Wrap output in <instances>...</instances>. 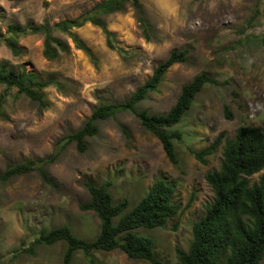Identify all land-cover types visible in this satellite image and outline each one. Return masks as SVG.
Returning a JSON list of instances; mask_svg holds the SVG:
<instances>
[{
    "label": "rangeland",
    "instance_id": "1",
    "mask_svg": "<svg viewBox=\"0 0 264 264\" xmlns=\"http://www.w3.org/2000/svg\"><path fill=\"white\" fill-rule=\"evenodd\" d=\"M99 1L0 0V34L13 23L52 26L90 10ZM140 3L156 33L151 41L144 38L130 3L104 17L115 34V49L108 47L103 30L91 23L72 30L88 51L77 49L66 33L54 31L70 45L57 59L45 56L41 34L21 36L23 50L18 56L0 40V63L26 67L40 80L57 82L43 90L45 107L16 88L7 90L0 84V172L10 163L51 154L67 135L84 125L97 105L128 98L173 50L187 49L186 61L170 67L159 89L138 105L151 113H164L196 75L205 72L218 81L207 84L183 120L172 127L184 133L181 140H175L180 166L170 161L160 139L133 113L100 121L99 133L86 138L85 152L75 142L66 143L58 160L46 167L52 184L35 171L0 185V264H63V241L39 245L34 255L19 250L42 230L64 224L81 238L95 239L101 220L94 211L80 208L90 199L86 180L97 184L111 180L115 202L127 197L131 208L159 178L176 184L175 201L183 208L193 194L194 201L166 227L136 231L155 239L159 258L177 264L176 247L189 248L195 221L214 199L206 174L218 168L222 159L221 147L207 157L206 164L194 157L191 148L207 147L221 132L232 137L242 125L264 129V0ZM225 106L233 111L232 119L226 117ZM262 173L253 175L252 181ZM90 259L93 264H151L120 249L97 250L89 256L78 250L71 264H88Z\"/></svg>",
    "mask_w": 264,
    "mask_h": 264
},
{
    "label": "trees",
    "instance_id": "2",
    "mask_svg": "<svg viewBox=\"0 0 264 264\" xmlns=\"http://www.w3.org/2000/svg\"><path fill=\"white\" fill-rule=\"evenodd\" d=\"M128 3L134 8L144 38L148 41L155 39L154 27L146 17L140 0H100L90 10L73 18L60 20L52 26L48 23L10 24L6 33L0 34V40H4L12 53L18 56L23 50L19 44L21 36L41 34L44 36L45 56L57 59L70 45L55 36L54 31L66 33L72 38L77 49L88 51L85 42L72 30L91 23L103 30L108 47L115 49V34L108 29L104 17L121 11ZM118 50L123 52L122 48ZM188 53L187 49L173 50L156 66L151 77L128 98L97 105L84 125L67 135L65 142L61 141L60 146L51 154L8 164L6 169L0 172V185L14 176L35 171L45 183L52 184V177L46 167L58 160L66 143L75 142L78 150L85 152L86 138L99 133V122L122 112L133 113L146 130L160 139L170 161L180 166L175 140H181L184 133L172 130V127L183 120L203 88L207 84H218V81L205 72L196 75L192 81L182 86L175 104L164 113H151L147 109H139L138 105L150 93L159 89L170 67L186 61ZM0 84H4L7 90L16 88L19 93L45 107L47 103L43 90L57 82L54 78L40 80L36 72L26 67H10L7 62H1ZM225 115L229 119L234 116L228 106H225ZM220 147L222 159L219 167L206 174L214 199L204 216L195 221L189 248L185 250L180 246L176 247L177 264H264V173L256 181H252L253 175L264 170V129L251 124L242 125L232 137L221 132L207 147L191 148V152L197 160L206 164L207 157ZM84 184L90 199L82 202L80 208L94 211L100 218L97 237L93 240L81 238L68 224H64L42 230L39 237L19 252L34 255L39 245L51 246L63 241L66 243L63 264H71L78 250L89 256L93 251L115 249L122 250L133 259H143L151 264H167L156 254L155 239L136 230L166 227L172 217L192 205L195 194L183 208L175 201L176 184L159 178L130 208L131 203L127 197L115 202L111 180L101 184L86 180ZM177 227L178 225L174 229ZM88 264H93V259H90Z\"/></svg>",
    "mask_w": 264,
    "mask_h": 264
}]
</instances>
